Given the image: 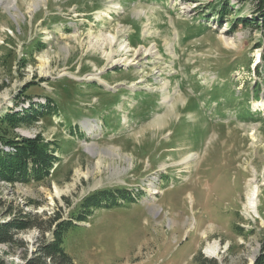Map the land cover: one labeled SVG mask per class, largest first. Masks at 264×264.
<instances>
[{
  "label": "rangeland",
  "instance_id": "rangeland-1",
  "mask_svg": "<svg viewBox=\"0 0 264 264\" xmlns=\"http://www.w3.org/2000/svg\"><path fill=\"white\" fill-rule=\"evenodd\" d=\"M215 2L0 1V115L30 107L25 87L35 109L52 99L53 116L15 133L41 135L60 158L45 182H0V264H28L53 242L51 231L26 230L29 215L68 220L90 193L117 188L135 202H110L77 223L63 245L73 263L261 262L264 31L232 30ZM109 34L114 57L136 65L110 62ZM151 44L158 55L136 52ZM254 187L257 213L247 201ZM10 230L14 241H1Z\"/></svg>",
  "mask_w": 264,
  "mask_h": 264
},
{
  "label": "trees",
  "instance_id": "trees-1",
  "mask_svg": "<svg viewBox=\"0 0 264 264\" xmlns=\"http://www.w3.org/2000/svg\"><path fill=\"white\" fill-rule=\"evenodd\" d=\"M231 1L216 0L214 4H211V11L213 13L214 10L216 11L218 20L223 21L234 17L229 21L232 30L241 23L264 31V0H234L236 4L232 5ZM247 4L252 5L249 12L251 16H248L246 11L242 12ZM262 47L264 48V44ZM26 88L21 93L24 100L30 101V107L0 115V182L25 185L45 182L52 176L55 165L60 163V158L56 156L57 150L41 135L31 139L15 133L18 128L33 125L42 117L53 116L56 113V104L50 98L45 99L46 105L35 109L31 101L33 97L27 95ZM141 195L142 192H140ZM135 200V196L127 188L103 189L90 193L81 200L69 214L68 220L60 221L61 218L55 215L43 222L41 217L29 215L26 230H40L43 236L51 231L54 240L51 243H41L36 255L28 261V264H75L63 247L64 239L70 230L76 227L77 223L87 222L96 211L103 209L110 202L120 204L135 202ZM15 234L14 230H10L1 241L12 242ZM200 260L198 261L200 264H217L214 261ZM255 264H264V254L261 262L257 260Z\"/></svg>",
  "mask_w": 264,
  "mask_h": 264
},
{
  "label": "bare ground",
  "instance_id": "bare-ground-1",
  "mask_svg": "<svg viewBox=\"0 0 264 264\" xmlns=\"http://www.w3.org/2000/svg\"><path fill=\"white\" fill-rule=\"evenodd\" d=\"M0 1L3 2V0H0ZM147 32H148V29H145L144 33H147ZM105 40H106V43H104L101 46V48L104 49L106 45H110V50L105 55L110 60V62L112 64H124V65L127 66L128 64H132L133 63V64L136 65V61L133 60V59H130V60L128 58H118L117 59V58L114 57L115 53H117L116 50L114 49L115 45L117 44V38H116L115 35L109 34V35L106 36ZM120 48L123 49L125 47L123 45H120ZM136 52H138L139 54H143L145 56H156V55H158V51H157L156 45H153V44H151V46H149V47L141 46V47L136 49ZM44 68H45V66H44ZM96 75H89L87 78L90 79V80H92L94 78H98L99 76H96ZM167 86H169V84H165L164 87L162 88V91H166L165 88H168ZM168 98H169L168 96L164 97V100L167 101ZM42 100H43L42 103H44L46 101L44 99H42ZM87 151H89L93 155H95L97 153L96 152V148L90 147V146L87 147ZM112 154H113V156H115V154L113 152H112ZM190 158H192L191 155H189L187 157V160H189ZM102 165H103L102 160L98 159L97 162H96V166L100 169L102 167ZM57 193H59V192L57 191ZM159 193H161V192L154 191L153 194L157 195ZM258 195H259V189H258V187H254L253 190L251 191V194L248 196V200H247L248 201V206L251 209V212H253V213H257V204H258V200H259L258 199ZM218 251H219V246L217 244H215V243H214V245H211V246H209L206 249V253L211 255L212 257L217 256Z\"/></svg>",
  "mask_w": 264,
  "mask_h": 264
}]
</instances>
